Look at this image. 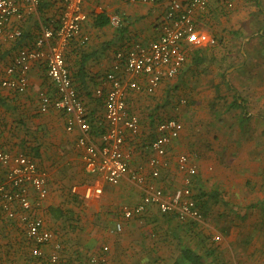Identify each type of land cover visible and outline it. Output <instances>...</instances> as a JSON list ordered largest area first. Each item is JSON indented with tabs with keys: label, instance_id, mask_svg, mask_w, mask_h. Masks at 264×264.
<instances>
[{
	"label": "crops",
	"instance_id": "1",
	"mask_svg": "<svg viewBox=\"0 0 264 264\" xmlns=\"http://www.w3.org/2000/svg\"><path fill=\"white\" fill-rule=\"evenodd\" d=\"M242 1L237 0L229 10L213 2L199 19V40L188 52L179 73L171 79L164 78L152 94L135 92L128 95V110L140 112L141 115L138 117L141 135L135 141L127 139L123 149L130 169L136 167L137 159V164L145 166L151 151L147 146L146 151L144 143L148 145L153 137L155 125L164 119H177L182 128L178 137L167 147L168 167L161 168L159 176L153 180L144 167L146 179L165 192H172L175 186L181 184V175L175 166L176 156L180 153L190 156L197 168L191 181L192 192L204 205L203 212L209 214L213 210L212 205L217 207L223 204L228 206L230 212L232 205H235V212H250L254 243L251 246L254 254L251 264H264V20L257 24V29L252 33L254 38H259L258 48H261V52L257 51L261 58L257 57L256 52V59L251 57L248 62L242 58V61L233 63L234 58L218 51L219 64L226 68L221 75L219 108L212 115L213 119L205 115L200 119L196 105L183 108L185 101H197L189 82L193 83L196 70H201L197 65L202 64V68L206 65L201 58L193 59L191 51L201 53V47L210 44V38L222 34L220 29L215 28L216 24L224 23L227 17L233 18ZM256 3L259 14H263L264 7L261 9L259 2ZM165 6L166 0H158L154 4L124 3L120 0L83 1L82 10L87 18L82 24L81 34H87L88 39L81 42L80 36H75L64 51V58L72 84L92 126L88 135L92 142L99 140L101 132L94 134L92 129H100L103 116V99L95 94V90L102 85L104 75L111 69L114 52L124 49L134 39L144 43L157 37ZM60 11L61 6L54 1L40 0L36 10L22 20H11L8 26L18 25L22 35L14 41H0V79L17 49L29 46L42 27L56 25ZM230 12L233 13L228 16ZM98 13L105 16L103 24L96 17ZM111 13L121 15L122 25L119 28L108 24L107 17ZM252 46L255 49L254 44ZM235 47L240 46L229 45L228 50ZM242 52L241 45L239 53ZM27 78V88L23 93L0 84V150L25 152L45 171L47 195L40 213L46 226L57 234L63 259L74 260L77 264H91L89 256L97 254L105 246L103 253L108 264H173L179 249L188 246L189 237L198 244H205L207 238L199 234V223L182 222L172 214L160 213L155 206H148L140 216L124 218L123 206L138 203L141 188L127 177L117 185H111L87 173L81 159V149L76 146L80 135L78 128L67 131L66 115L59 110H39V92L55 94V88L46 76L45 65L29 62ZM179 100L184 102L181 104ZM209 103L214 111L213 103ZM161 108L169 113L161 114ZM150 127L151 130L146 132ZM129 152L135 156V161H130ZM85 178L102 185L98 199L90 204L84 203L76 194H68L66 188L69 181ZM30 192L34 195V191ZM248 192L249 206L243 204V207L237 208L236 201L232 204L229 202V196L239 199ZM12 207L17 212L21 211L17 204ZM219 209V212L223 211L222 207ZM118 221L121 222V230L110 232L108 228L112 229ZM22 226L18 220L6 218L0 208V260L5 264H19L25 260L45 264L29 256L30 244L24 237ZM205 248L210 249L209 246ZM44 249L46 253L50 250L49 247Z\"/></svg>",
	"mask_w": 264,
	"mask_h": 264
},
{
	"label": "built area",
	"instance_id": "2",
	"mask_svg": "<svg viewBox=\"0 0 264 264\" xmlns=\"http://www.w3.org/2000/svg\"><path fill=\"white\" fill-rule=\"evenodd\" d=\"M61 6L56 26L42 27L29 46H20L9 65L4 68L0 84L14 92L23 93L27 88V67L29 62H41L45 73L55 88V94L43 91L38 94L39 110L54 108L65 113V129L77 127L80 135L76 146L81 149V159L87 173L100 181L117 185L127 177L142 190L140 201L133 206H123L122 216H140L148 206H155L162 214H172L182 222H203V214L192 192L191 181L197 168L190 156L180 153L175 166L181 175V184L172 192H165L160 186L148 181L143 168L148 169L151 179L159 176L160 169L169 165L167 147L176 139L182 124L174 118L159 121L147 147L151 151L144 167L130 169L128 157L123 149L127 139L135 141L141 135L140 122L136 114L127 108L126 99L130 93L152 94L164 78L175 77L188 52L199 40L200 18L214 2L226 10L232 9L237 0H166V6L159 22V34L142 43L132 40L124 49L113 54L111 69L104 75L102 85L95 94L103 99V126L98 142L88 139L90 123L84 105L72 84L65 64L64 51L69 42L80 36L81 42L88 39L82 33V24L87 15L82 10L84 0H52ZM124 3H150L158 0H120ZM40 0H0V41H14L21 37L18 25L8 26L30 14L39 6ZM100 11L101 8L99 7ZM108 24L114 28L122 25V17L111 13ZM209 43H214L210 38ZM46 46V48H45ZM0 208L8 219L18 220L23 226L24 237L29 242V256L45 264H77L74 260L61 257L62 245L57 234L49 229L40 213L46 198V173L35 160L24 152L0 150ZM30 190L34 195H31ZM71 194H76L90 204L102 192L100 183L74 184ZM17 204L20 212L12 206ZM121 222H116L110 232H118ZM2 233L0 227V235ZM214 240H219L215 235ZM45 247L49 251L45 252ZM105 246L97 254L89 256L91 264H108ZM103 250V251H102ZM0 264H5L0 260ZM19 264H38L22 261Z\"/></svg>",
	"mask_w": 264,
	"mask_h": 264
},
{
	"label": "rangeland",
	"instance_id": "3",
	"mask_svg": "<svg viewBox=\"0 0 264 264\" xmlns=\"http://www.w3.org/2000/svg\"><path fill=\"white\" fill-rule=\"evenodd\" d=\"M257 1L259 2L260 4L259 6H261L262 9L264 7V0H243L240 3V6H238L237 11L235 10V14L233 18L227 17L224 23L222 22L221 24H216L215 28L220 29L222 34L218 36L214 35L213 37L214 43L212 44L210 43L209 45L205 44L204 47L203 46L201 47L202 48L201 53L197 52L192 54L194 56H197V58H201L203 61H205L206 65L204 66L205 68H202V64H198L197 67H199L201 70L200 71L196 70V74H195L196 77H194L195 79L193 83L189 82L190 84H192L191 88L194 92V96L197 97V101L191 99L190 101L184 102V100H182L181 102H184L183 108H187L189 105H193V106L196 105L197 108H195V110L196 113L199 115L200 119L202 115H205L204 117L210 116V118L213 119L212 115L214 113H217V110L219 108L218 99H219V87H221L220 84L222 80L221 75L222 73H224L226 67L219 64L218 51L221 50L223 53L226 52V54H229L230 57L234 58L233 63L237 61L239 62L240 60L242 61L243 59L244 61L246 60L249 62L251 57H254L256 59L255 56L256 52H257V57L261 58L258 55L260 53L257 51L259 50L261 52L260 50L261 48L260 49L258 48L259 38L256 37L254 38V35L252 36V33L255 32L254 30L257 29L258 27L257 24L259 25L263 23L262 21L264 20V15H263L264 13L259 14L257 10L258 9L256 3ZM232 13L230 12L228 16L231 15ZM252 44H254L256 51L255 49H252L253 47ZM229 45H233V46L239 45L240 47L239 48L235 47V49L233 50H228ZM241 45L243 48L242 54L239 53ZM219 80L220 83H217L219 82ZM214 81L216 82L214 83ZM180 100L178 101L179 103H181ZM209 102L213 103L214 111L212 108H210ZM162 113L168 114L169 112L165 111L164 108L163 109L161 108V114ZM134 114H136L138 117H141L140 112H135ZM155 114L156 113H154L153 116ZM150 130L151 127L146 129L145 131L149 132ZM146 146L147 143H144V147ZM147 149L148 148L146 147V151ZM129 156H130V161L131 159L132 161L133 160L135 161V156H133V154H131L130 152H129ZM137 161L135 162L136 167L132 168V170L137 169L139 167H144V165L137 164ZM91 180L92 179L85 178V179L76 180L74 182L69 181L66 185L67 191H69L68 194H70L71 192L70 188L72 185L81 184V183H91ZM213 185L214 184H212V186ZM228 193H232V192H228ZM228 199L231 200V201L228 200L229 202H231V204L234 201H236V203H238L237 208L243 207L246 204L247 206H249L250 203L249 192L247 195L243 194L242 198H239L240 200L238 199V197L232 195L229 196ZM212 206L211 208L213 210H211L209 214H203V222L197 225L199 229V234H202L207 238L205 244L204 245L198 244V242L193 241L194 238L189 239L190 238L189 237L187 239V245L191 248H194L197 252H199L200 255L203 257V259L205 260L206 264H251L252 262L251 256L254 255L251 250V246L254 243H252L253 228L251 226L252 219L250 212L247 211L242 213L238 211L235 212L234 211L235 205L231 206L232 212H230L228 206L224 204L217 207L216 206L212 207ZM220 207H222V210L225 212H223L222 210H221L222 212H219ZM48 221L50 222L51 220ZM201 224L204 225L200 226ZM107 228L104 231H106ZM108 230L110 229L108 228ZM62 234L63 233L60 234L61 238L63 236ZM215 235L219 236V240L213 239ZM262 237L264 236L262 235ZM205 245L209 246L210 248H215L216 252H214L212 255L204 254V250L206 249Z\"/></svg>",
	"mask_w": 264,
	"mask_h": 264
},
{
	"label": "trees",
	"instance_id": "4",
	"mask_svg": "<svg viewBox=\"0 0 264 264\" xmlns=\"http://www.w3.org/2000/svg\"><path fill=\"white\" fill-rule=\"evenodd\" d=\"M96 17H97V19L102 20L100 22L101 24L104 23L105 16L103 14L98 13ZM53 26L55 27L56 25H53ZM197 51L198 50H194V51H191V53L194 54V53H197ZM191 55H190V57H191ZM192 58L196 59L197 56L192 55ZM91 127H90V130H91ZM99 128L100 129L98 131L96 129H92V132L94 134H99L100 132H102L104 130L103 119L100 120ZM197 200H198V207L202 211V214H205L203 212V210L205 208L204 205L201 203V201L198 198H196V201ZM215 251H216L215 248H210L209 250H205V254L206 255H212ZM173 264H206V263L202 259L201 255H199L195 250L191 249L188 246H183L179 249V255H178L177 259L173 262Z\"/></svg>",
	"mask_w": 264,
	"mask_h": 264
}]
</instances>
